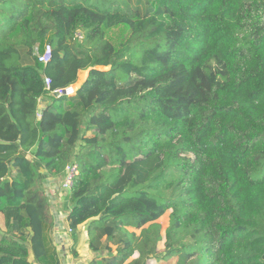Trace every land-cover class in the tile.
Here are the masks:
<instances>
[{
  "label": "trees",
  "instance_id": "obj_1",
  "mask_svg": "<svg viewBox=\"0 0 264 264\" xmlns=\"http://www.w3.org/2000/svg\"><path fill=\"white\" fill-rule=\"evenodd\" d=\"M50 178L87 264H264V0H0V264H62Z\"/></svg>",
  "mask_w": 264,
  "mask_h": 264
},
{
  "label": "crops",
  "instance_id": "obj_2",
  "mask_svg": "<svg viewBox=\"0 0 264 264\" xmlns=\"http://www.w3.org/2000/svg\"><path fill=\"white\" fill-rule=\"evenodd\" d=\"M83 71L84 70H81L79 72L78 81L82 78V82L86 80L88 76V71L85 77H80ZM57 181L58 180L50 178L47 185L50 193L51 204L53 210L56 213L57 224L54 235L57 247L60 249L62 264H87L89 260L93 257V253L89 249L88 245L86 223H83L79 226L81 230V236L79 242L74 248L77 255H74L72 250L74 242L70 236L71 227L69 221L67 220V214L70 208V203L68 202V200H66L67 194L64 195L61 191H58L59 186H57ZM31 257L33 256L31 255Z\"/></svg>",
  "mask_w": 264,
  "mask_h": 264
},
{
  "label": "rangeland",
  "instance_id": "obj_3",
  "mask_svg": "<svg viewBox=\"0 0 264 264\" xmlns=\"http://www.w3.org/2000/svg\"><path fill=\"white\" fill-rule=\"evenodd\" d=\"M129 34H130V31L123 26L114 27L112 29H109L106 32L107 38L117 47H122V45L124 44V42L128 38ZM86 75H87V71L84 70L81 73L80 77H85ZM82 80H83V78L81 79V81ZM170 213H171V210L167 211L158 220V222L161 224V229H162L161 232H162V236H163V239L158 244V248L160 251L164 250V247H165V245H164L165 234H166L167 228L169 227ZM3 228H4V220H3L2 214H0V231H2ZM31 258H33V257H31ZM176 259H177L176 257H171L168 261H164V260L160 261L158 259V260L150 261L149 264H170V263H174L176 261Z\"/></svg>",
  "mask_w": 264,
  "mask_h": 264
},
{
  "label": "built area",
  "instance_id": "obj_4",
  "mask_svg": "<svg viewBox=\"0 0 264 264\" xmlns=\"http://www.w3.org/2000/svg\"><path fill=\"white\" fill-rule=\"evenodd\" d=\"M80 38H82V35L79 34L78 35ZM38 59L40 62L46 64L48 63L53 55V47L50 43H46L44 45V49L42 52L38 53ZM45 85L47 87V89H50L51 86V78L46 76L45 77ZM78 88H76L75 83L70 84L67 87L64 88H58L54 91H52L54 94H58V97L60 96H73L76 94V92L78 91ZM78 172V165L76 163H71L69 165H67L66 167V172H65V176L62 182V186L64 189H70L73 183V179L74 177L77 175Z\"/></svg>",
  "mask_w": 264,
  "mask_h": 264
},
{
  "label": "bare ground",
  "instance_id": "obj_5",
  "mask_svg": "<svg viewBox=\"0 0 264 264\" xmlns=\"http://www.w3.org/2000/svg\"><path fill=\"white\" fill-rule=\"evenodd\" d=\"M75 86H76V88L78 87V85H77V84H75Z\"/></svg>",
  "mask_w": 264,
  "mask_h": 264
},
{
  "label": "water",
  "instance_id": "obj_6",
  "mask_svg": "<svg viewBox=\"0 0 264 264\" xmlns=\"http://www.w3.org/2000/svg\"><path fill=\"white\" fill-rule=\"evenodd\" d=\"M56 96H58V94H55Z\"/></svg>",
  "mask_w": 264,
  "mask_h": 264
}]
</instances>
